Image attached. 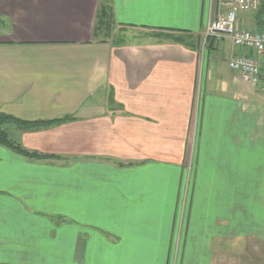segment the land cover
Returning a JSON list of instances; mask_svg holds the SVG:
<instances>
[{
    "label": "crops",
    "instance_id": "obj_1",
    "mask_svg": "<svg viewBox=\"0 0 264 264\" xmlns=\"http://www.w3.org/2000/svg\"><path fill=\"white\" fill-rule=\"evenodd\" d=\"M101 3L0 0V113L73 118L9 126L52 157L0 145V264H264V54L205 39L217 0Z\"/></svg>",
    "mask_w": 264,
    "mask_h": 264
},
{
    "label": "built area",
    "instance_id": "obj_2",
    "mask_svg": "<svg viewBox=\"0 0 264 264\" xmlns=\"http://www.w3.org/2000/svg\"><path fill=\"white\" fill-rule=\"evenodd\" d=\"M220 12L210 19L205 29V39L229 37L235 47L254 52L255 56L264 54V30L254 31L238 25L240 13L256 12L262 0H217ZM231 71L240 74L244 82L258 85L261 68L256 57L237 54L229 62Z\"/></svg>",
    "mask_w": 264,
    "mask_h": 264
},
{
    "label": "trees",
    "instance_id": "obj_3",
    "mask_svg": "<svg viewBox=\"0 0 264 264\" xmlns=\"http://www.w3.org/2000/svg\"><path fill=\"white\" fill-rule=\"evenodd\" d=\"M259 10L264 12V0H262V6ZM112 24L113 11L111 6V0H102L97 18V23L95 26V34L98 35L100 32H103V30H107L108 32H110ZM72 119L73 118L71 116H67L55 120L28 122L10 114L0 113V145L28 159H50L52 156L43 155L38 152L27 150L20 143L15 141L8 131V126L15 125L22 130H34L41 127H48L51 125L65 123Z\"/></svg>",
    "mask_w": 264,
    "mask_h": 264
},
{
    "label": "rangeland",
    "instance_id": "obj_4",
    "mask_svg": "<svg viewBox=\"0 0 264 264\" xmlns=\"http://www.w3.org/2000/svg\"><path fill=\"white\" fill-rule=\"evenodd\" d=\"M8 128H9V126H8ZM10 133V132H9ZM10 135H11V133H10ZM253 255L254 254H249V253H247V254H245L244 252L242 253V256L240 257V258H247V259H250V258H254L253 257ZM239 258V257H238Z\"/></svg>",
    "mask_w": 264,
    "mask_h": 264
}]
</instances>
